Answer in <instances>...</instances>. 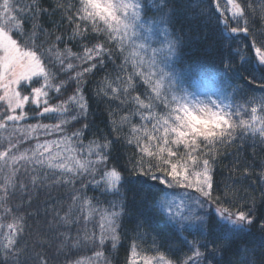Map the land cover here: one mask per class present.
I'll return each mask as SVG.
<instances>
[{
  "label": "snow or ice",
  "instance_id": "obj_1",
  "mask_svg": "<svg viewBox=\"0 0 264 264\" xmlns=\"http://www.w3.org/2000/svg\"><path fill=\"white\" fill-rule=\"evenodd\" d=\"M256 15L252 0H56L51 11L42 0H0V264H49V249L63 264H104L98 249L108 240L116 247L127 223L137 234L128 264H221L220 242L228 264H264L255 197L218 191L214 179L222 148L244 138L264 143V27ZM193 44L196 58L180 70ZM109 63L114 73L95 95L119 102L109 116L113 131L127 126L122 139L135 149L127 165L112 163L113 141L85 134L87 78ZM191 70L217 88L202 91L187 78ZM258 81L260 95L245 87ZM53 186L69 188L71 202L53 198L45 228L33 230L28 219L41 212L29 210ZM147 227L154 255L138 251ZM167 232L188 248L178 260L160 251ZM84 249L92 255H79Z\"/></svg>",
  "mask_w": 264,
  "mask_h": 264
},
{
  "label": "trees",
  "instance_id": "obj_2",
  "mask_svg": "<svg viewBox=\"0 0 264 264\" xmlns=\"http://www.w3.org/2000/svg\"><path fill=\"white\" fill-rule=\"evenodd\" d=\"M31 0H22V3L28 4ZM74 3L75 0H72ZM223 3V0H221ZM44 8L51 11L56 5V0H42ZM252 7L256 9L257 15L256 27H264L260 24V12L264 9V0H252ZM148 16H154L155 14L151 11L146 13ZM55 19H59V16H55ZM42 22L45 27H48V18L41 17ZM78 51L77 48L73 47V52ZM197 46L195 44L184 52V60L178 65L180 70H184L192 60L196 58ZM74 65L78 62L73 60ZM119 63V61H117ZM87 67V65H83ZM75 70H81L77 68ZM109 73H114V66L111 63L108 64L106 69H99L95 71L89 78H87V83L85 84V94L89 97V113L87 120L84 122L89 123V131L85 134L88 139H101L102 137H107L109 140L113 141L115 150L112 152V163L127 165L131 159L135 158V149L127 145L122 137L127 134V126H124L120 132L113 131V126L110 122L109 111L110 109H116L118 101L109 102L106 98H98L95 95L97 89L102 87V82ZM74 74V71H73ZM187 78L195 82L197 80H203L209 77H202L197 71L191 70L187 73ZM211 79V78H209ZM258 84H252L245 86L246 88L256 89L258 92ZM68 94H71V86ZM82 125L78 123L77 128ZM6 133H0V150L6 145L7 141L4 139ZM221 155L218 157L215 166V182L219 185L218 191H223L226 187L234 188L240 191L241 195H251L255 197V204L257 208V215L264 213V181L259 178V173L261 169H264V143L259 141L257 137L255 140L251 138L239 139L237 143H234L231 147H225L221 150ZM76 187H79L77 183ZM182 189H177L176 192H182ZM70 189L65 186H53L50 189L41 190L38 196L33 202V208L29 211L36 212L37 209L40 210L41 215L34 218L28 219V224L32 226L33 230H43L46 226V219L50 217H45L43 215V210L45 205H51V200L55 198L64 207L71 202L70 200ZM89 196H98L101 200L104 199L98 191H90ZM243 202V201H242ZM12 203L19 204L20 200L17 199ZM2 214V213H0ZM63 214V212H61ZM5 222H8L5 218ZM134 225L127 223L125 230L121 233L120 239L116 244V247L112 246L111 240L106 241L102 249L103 251V261L104 264H128V258L130 254V247L133 240L136 238V233L132 230ZM147 233L143 239H136V243L140 246L138 251L144 250L145 254L154 255V252L148 251L153 247L151 243L152 228L147 227L142 230ZM184 235H187L185 233ZM165 239L167 244L161 247L165 256L172 260H178L182 257L184 253L188 251V248L184 243H182V238L172 232L165 233ZM29 247L32 245L33 236L28 235L25 238ZM188 240H192L191 236H188ZM259 238L257 237V243ZM217 247L220 252L217 259H220L221 264H228V261L233 259L230 253H225L223 251V242L218 243ZM81 256H91L92 252L88 249L78 253ZM259 255V253H257ZM49 264H63L64 257L55 253L53 249L48 250ZM31 264V262H29ZM259 264V261H256Z\"/></svg>",
  "mask_w": 264,
  "mask_h": 264
},
{
  "label": "rangeland",
  "instance_id": "obj_3",
  "mask_svg": "<svg viewBox=\"0 0 264 264\" xmlns=\"http://www.w3.org/2000/svg\"><path fill=\"white\" fill-rule=\"evenodd\" d=\"M197 86L200 87L202 91L210 92L214 91L217 88V81L214 79L205 78L203 80H197L194 82ZM257 95H260L259 91L256 92ZM176 199L179 200V196H176Z\"/></svg>",
  "mask_w": 264,
  "mask_h": 264
}]
</instances>
